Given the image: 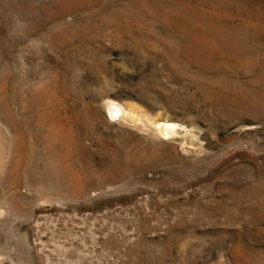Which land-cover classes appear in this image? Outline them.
<instances>
[{"label": "rangeland", "instance_id": "1", "mask_svg": "<svg viewBox=\"0 0 264 264\" xmlns=\"http://www.w3.org/2000/svg\"><path fill=\"white\" fill-rule=\"evenodd\" d=\"M0 264H264V0H0Z\"/></svg>", "mask_w": 264, "mask_h": 264}, {"label": "bare ground", "instance_id": "2", "mask_svg": "<svg viewBox=\"0 0 264 264\" xmlns=\"http://www.w3.org/2000/svg\"><path fill=\"white\" fill-rule=\"evenodd\" d=\"M118 116V115H115ZM116 118V117H115ZM118 119V118H117ZM124 118H122L123 120ZM120 120V119H119ZM125 121V120H124ZM126 122V121H125ZM128 122V121H127ZM160 131L164 136H168L169 138L173 137L174 135V125L167 124L166 126H161Z\"/></svg>", "mask_w": 264, "mask_h": 264}]
</instances>
